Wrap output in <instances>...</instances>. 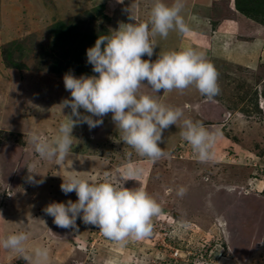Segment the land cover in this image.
Wrapping results in <instances>:
<instances>
[{"label": "rangeland", "instance_id": "rangeland-1", "mask_svg": "<svg viewBox=\"0 0 264 264\" xmlns=\"http://www.w3.org/2000/svg\"><path fill=\"white\" fill-rule=\"evenodd\" d=\"M183 2L181 15L196 37L171 31L167 39L151 38L157 46L150 59L187 47L203 52L218 71L220 93L210 100L190 87L156 99L219 132L210 158H198L178 122L158 145L169 155L152 163L120 140L109 113L92 131L86 124L73 128L72 152L58 166L35 153L30 132L52 141L71 112L61 111L62 101L71 99L63 76L98 75L86 49L121 23L147 22L154 0H0V237L27 231L25 256L43 246L47 264H264V26L243 17L234 0ZM61 24L77 38L58 40ZM88 31L94 35L89 41L82 38ZM256 98L263 113L254 108ZM126 168L141 171L129 178ZM29 175L43 183L29 182ZM70 175L90 183L127 180L125 187L145 189L162 208L151 236L121 243L79 218L76 229L57 227L43 209L77 200L75 192L60 189ZM179 187L187 189L182 198ZM0 264L31 261L0 247Z\"/></svg>", "mask_w": 264, "mask_h": 264}, {"label": "clouds", "instance_id": "clouds-1", "mask_svg": "<svg viewBox=\"0 0 264 264\" xmlns=\"http://www.w3.org/2000/svg\"><path fill=\"white\" fill-rule=\"evenodd\" d=\"M183 8V0H174L170 6L163 0H154L147 22L121 23L86 49L87 63L98 75L76 77L68 72L63 76L65 90L70 92L71 99L62 101L61 111L69 108L71 112L60 123L51 142L35 133L30 134V143L39 157L54 159L59 166L72 152L73 128L86 124L90 130L94 129L111 113L120 140L152 163L169 155L158 145L163 142L164 131L178 122L182 140L200 160L210 158L218 131L212 132L201 121L185 118L181 108L167 106L140 92L142 82L146 81L147 87L156 94L161 90L183 93L194 87L210 100L219 95L218 71L203 52L187 47L162 52L154 62L150 59L157 46L151 38L167 39L171 31L179 34L190 31L181 15ZM143 56L149 59H142ZM80 109L89 115H83ZM140 171L126 168L124 175L131 178ZM27 179L34 184L43 183V179L37 181L34 175ZM126 181L90 183L78 175H70L63 179L60 189L65 195L75 192L77 200L53 201L43 211L59 228L76 229L79 218L113 241L123 243L129 238H147L153 232V218L162 213L161 205L145 189L125 187ZM186 192V188L179 187L176 195L182 198ZM28 239L27 231H16L0 237V247L30 260L31 264H47L46 247H35L31 257L24 255Z\"/></svg>", "mask_w": 264, "mask_h": 264}, {"label": "trees", "instance_id": "trees-1", "mask_svg": "<svg viewBox=\"0 0 264 264\" xmlns=\"http://www.w3.org/2000/svg\"><path fill=\"white\" fill-rule=\"evenodd\" d=\"M234 3L238 11H240L245 16L254 19L256 22L259 23V25L262 24L264 26V0H234ZM56 29H57L56 37L61 42H63V40H65V38L67 39L68 37H72L74 39L77 38L76 31H73L74 29L72 28L71 29L65 28L63 24H61L60 26L56 25ZM92 36L94 35L89 34V31L84 32V34H82V38L85 37L88 41L92 40L91 39L93 38ZM11 44L13 45L14 41H12ZM8 53L9 50L5 55L7 59H8ZM8 61L11 62V60ZM8 67H18V66H16L15 63H11V65ZM254 108L256 109L257 112L263 113L258 98L255 99Z\"/></svg>", "mask_w": 264, "mask_h": 264}, {"label": "flooded vegetation", "instance_id": "flooded-vegetation-1", "mask_svg": "<svg viewBox=\"0 0 264 264\" xmlns=\"http://www.w3.org/2000/svg\"><path fill=\"white\" fill-rule=\"evenodd\" d=\"M144 86H145V85H142V86H141L140 92H141V93L144 92V94H147V95H148V91H147V88H148L147 86H148V85L145 86V87H144ZM153 94H154V95H152V93H151V95H152L153 97H155V98L159 97V98H160L164 93H163V90H161L159 93H157V95H156L155 93H153ZM260 105H261V103H260ZM260 107H261V106H260ZM261 108H262V107H261ZM201 114H203L202 111H201ZM204 115H207V114H205V111H204ZM93 118L95 119V117H93ZM29 132H30V131H28V133H29ZM30 134H32V132H30ZM97 139H98V138H97ZM23 151H24V149H23ZM139 188H140V187H139ZM223 224H224V223H222V225H223ZM241 248H242V247L239 246V249H241ZM249 249H250V248H248V249H246V247L244 248L245 251H249ZM244 250H243V251H244Z\"/></svg>", "mask_w": 264, "mask_h": 264}, {"label": "crops", "instance_id": "crops-1", "mask_svg": "<svg viewBox=\"0 0 264 264\" xmlns=\"http://www.w3.org/2000/svg\"><path fill=\"white\" fill-rule=\"evenodd\" d=\"M242 16L245 17L244 15H242ZM245 18H246V17H245ZM189 28H190V27H189ZM191 30H193V29L190 28L189 34L191 33ZM182 35H183V34H182ZM189 37H190V38H192V37L195 38V37H196V36L193 34V31H192V33L190 34ZM187 38H188V37H187ZM193 45L195 46V44H193ZM197 45H201V46H202V44H197ZM204 48H205V47H204ZM205 49L209 50L208 48H205ZM91 131H92V130H91ZM91 134H92V133H91ZM91 134H90V135H91Z\"/></svg>", "mask_w": 264, "mask_h": 264}, {"label": "water", "instance_id": "water-1", "mask_svg": "<svg viewBox=\"0 0 264 264\" xmlns=\"http://www.w3.org/2000/svg\"><path fill=\"white\" fill-rule=\"evenodd\" d=\"M261 106H262V105H261ZM222 226L225 227V224H223ZM222 233H223V236H224L225 241L227 242V241H228V238H227V232H226L225 228H223Z\"/></svg>", "mask_w": 264, "mask_h": 264}, {"label": "bare ground", "instance_id": "bare-ground-1", "mask_svg": "<svg viewBox=\"0 0 264 264\" xmlns=\"http://www.w3.org/2000/svg\"><path fill=\"white\" fill-rule=\"evenodd\" d=\"M185 35H186V33H185Z\"/></svg>", "mask_w": 264, "mask_h": 264}]
</instances>
